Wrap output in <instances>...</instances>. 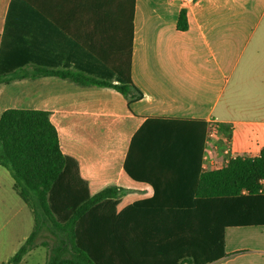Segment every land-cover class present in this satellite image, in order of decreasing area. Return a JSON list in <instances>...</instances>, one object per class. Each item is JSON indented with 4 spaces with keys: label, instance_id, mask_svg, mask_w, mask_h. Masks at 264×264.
I'll return each instance as SVG.
<instances>
[{
    "label": "crops",
    "instance_id": "0c3cea01",
    "mask_svg": "<svg viewBox=\"0 0 264 264\" xmlns=\"http://www.w3.org/2000/svg\"><path fill=\"white\" fill-rule=\"evenodd\" d=\"M83 1L79 13H59L62 23L81 38L95 36L103 48L125 46L127 0ZM181 11L188 25L183 32L177 30ZM32 68L118 80L22 0H0V73ZM131 80L142 98L129 107L112 88L53 76L0 84V116L11 108L47 111L62 153L78 163L84 180L114 179L129 190L118 210L153 195L122 168L144 118L206 122L213 134L205 140L202 171L221 169L235 157H257L264 149V0H134ZM13 184L0 167V264L34 226ZM224 252L210 264H264V226L226 228Z\"/></svg>",
    "mask_w": 264,
    "mask_h": 264
},
{
    "label": "trees",
    "instance_id": "16d2710c",
    "mask_svg": "<svg viewBox=\"0 0 264 264\" xmlns=\"http://www.w3.org/2000/svg\"><path fill=\"white\" fill-rule=\"evenodd\" d=\"M82 45L118 80H99L70 70L19 69L0 73V84L53 76L79 86L112 88L128 107L142 98L131 80L134 0L128 2L127 42L103 48L81 38L59 13L80 12L83 0H22ZM185 11L177 30H187ZM224 129L220 126V130ZM209 126L202 120L147 117L130 138L123 171L153 195L121 210L129 190L114 179L84 180L78 163L62 153L47 111L7 109L0 116V167L32 210V232L6 264H20L46 250L44 264H210L225 256L228 227L264 226V149L235 157L221 169L202 171Z\"/></svg>",
    "mask_w": 264,
    "mask_h": 264
},
{
    "label": "rangeland",
    "instance_id": "374dc122",
    "mask_svg": "<svg viewBox=\"0 0 264 264\" xmlns=\"http://www.w3.org/2000/svg\"><path fill=\"white\" fill-rule=\"evenodd\" d=\"M127 196L125 199H128ZM47 259V253L45 249L38 248L32 251L31 255L25 257L26 263L23 264H44Z\"/></svg>",
    "mask_w": 264,
    "mask_h": 264
},
{
    "label": "built area",
    "instance_id": "2783aa9c",
    "mask_svg": "<svg viewBox=\"0 0 264 264\" xmlns=\"http://www.w3.org/2000/svg\"><path fill=\"white\" fill-rule=\"evenodd\" d=\"M210 134H213V131H209V132H208V136H209ZM225 153L227 154L228 152L226 151ZM227 163H228V162H227ZM203 169H204V167H202V170H203ZM261 184H262V189H261L260 193H261L262 196L264 197V180L261 181Z\"/></svg>",
    "mask_w": 264,
    "mask_h": 264
}]
</instances>
